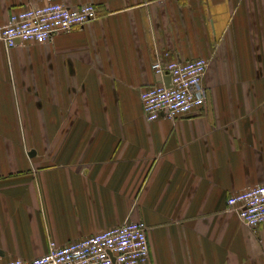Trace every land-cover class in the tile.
I'll return each mask as SVG.
<instances>
[{
	"label": "crops",
	"instance_id": "obj_1",
	"mask_svg": "<svg viewBox=\"0 0 264 264\" xmlns=\"http://www.w3.org/2000/svg\"><path fill=\"white\" fill-rule=\"evenodd\" d=\"M45 0H0L11 13ZM97 17L43 44L0 40V262L143 221L148 264H264V0H55ZM208 61L205 103L148 121L162 62Z\"/></svg>",
	"mask_w": 264,
	"mask_h": 264
},
{
	"label": "built area",
	"instance_id": "obj_2",
	"mask_svg": "<svg viewBox=\"0 0 264 264\" xmlns=\"http://www.w3.org/2000/svg\"><path fill=\"white\" fill-rule=\"evenodd\" d=\"M97 17L91 3L68 7L55 0L40 6H28L10 14L0 28V40L7 48L17 41L43 44L55 33L81 27ZM208 66L205 58L185 62H162L156 58L151 68L158 83L140 90L142 112L146 120L161 117L171 120L188 116L205 103L203 83ZM228 210L240 221L254 227L264 222V183L231 193ZM150 250L147 226L143 221H126L86 238L58 245L50 240L44 254L28 259H13L0 264H148Z\"/></svg>",
	"mask_w": 264,
	"mask_h": 264
}]
</instances>
